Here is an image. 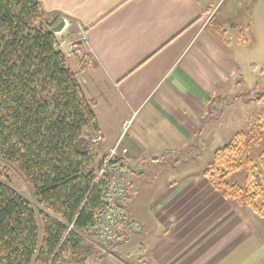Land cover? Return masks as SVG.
Listing matches in <instances>:
<instances>
[{"label":"crops","instance_id":"0c3cea01","mask_svg":"<svg viewBox=\"0 0 264 264\" xmlns=\"http://www.w3.org/2000/svg\"><path fill=\"white\" fill-rule=\"evenodd\" d=\"M41 1L52 27L69 22L62 49L78 41L79 24L87 30L88 43L74 48L91 66L81 70L76 56L69 64L96 101L92 137L104 140L94 165L117 147L132 173L127 205L144 229H124L125 248L156 239L157 264H264V215L229 202L203 175L215 151L264 113V93L241 90L244 63L264 62V0ZM205 151L207 166L176 177L180 156Z\"/></svg>","mask_w":264,"mask_h":264},{"label":"trees","instance_id":"16d2710c","mask_svg":"<svg viewBox=\"0 0 264 264\" xmlns=\"http://www.w3.org/2000/svg\"><path fill=\"white\" fill-rule=\"evenodd\" d=\"M61 42L41 0H0V264H66L93 247L83 228L102 205L92 137L96 101L69 64L76 56L85 70L91 61L74 48L84 42H74L70 56ZM262 119L264 113L217 149L203 171L224 197L260 215ZM11 166L25 177L33 201L10 184ZM239 169L245 182H230Z\"/></svg>","mask_w":264,"mask_h":264},{"label":"rangeland","instance_id":"374dc122","mask_svg":"<svg viewBox=\"0 0 264 264\" xmlns=\"http://www.w3.org/2000/svg\"><path fill=\"white\" fill-rule=\"evenodd\" d=\"M76 36L78 37V32L76 33ZM70 59H73V56H71ZM242 78H243V82H242L243 87L241 88V90H243L242 92L247 93V94L249 93V95L247 97H249V96H258V98L261 97V95L264 93V62H258L256 64L255 63L251 64L250 62L244 63V68L242 69ZM251 98H255V97H251ZM246 107H247V105L245 106L244 109H241V111H240V113H242L243 116H245L248 113V109H246ZM263 107H264V103H263ZM230 113L233 114V110H231ZM252 123H253V121H252ZM251 126H252V124H251ZM250 127L245 129V131L248 130ZM229 138L230 137L228 136L227 141H225V143H227L230 140ZM207 154H208V152L205 151L202 154V157H199L198 159L194 158L195 160L185 159L183 156H180V158H178V160L180 161L179 162V170H178L179 172L176 175V177L178 179L179 178L181 179L184 176H186V174H189V173H184L183 171L184 170H191L193 165H195V167H200L202 165L207 166L208 165L207 160H210L207 158ZM193 170L196 171V170H198V168H194ZM10 175H11V183L10 184L12 185V187H14L16 190H18L23 196H25L29 200L33 201L31 190H30L23 174L17 168L11 166ZM153 176H154V173L149 172L148 174H146L145 177L147 179V178H152ZM135 178H136V175H135ZM245 178H246V171L244 169H239V170L234 171L230 175V182L243 184L245 182ZM214 188L216 189L215 186H214ZM212 197H213V194H212ZM227 200L229 202L233 203L234 205H237V206H246L243 204H239L236 201L234 202V201H231L229 199H227ZM126 206L128 208V211H129L131 218H134L130 212L129 206L127 204H126ZM142 208L143 207H141L139 209H142ZM139 222L141 223L142 228L139 230L131 229L132 232H134V233L140 232L141 233L143 231L144 224H142L141 221H139ZM148 228H149V223H148ZM121 229L124 232H125L124 229H127V233H128V231H130L129 230L130 228H128L127 226H126V228L123 226ZM127 233L124 236L123 242H121L120 244H117L112 250H109L108 253L103 250L102 245H96V244L92 243L93 247L88 248L86 251L82 249L80 252H78L74 256V258H72V260L70 262H68L66 264H157L155 261H153L152 256H151L152 254H150V252H149V250L151 249V246L155 244L156 239H152V241L147 246L148 249L146 250L145 248L144 249L142 247L140 248V245H138V244H141L140 239L134 238L130 241L131 251L129 252L128 248H125V245L127 242V237H128ZM103 254H106V256L103 257L102 256ZM216 256L217 255L212 251L211 255H210L211 260H213Z\"/></svg>","mask_w":264,"mask_h":264},{"label":"built area","instance_id":"2783aa9c","mask_svg":"<svg viewBox=\"0 0 264 264\" xmlns=\"http://www.w3.org/2000/svg\"><path fill=\"white\" fill-rule=\"evenodd\" d=\"M79 40L88 43L87 31L79 25ZM71 55V50L67 51ZM130 122H126L128 127ZM104 137L98 134L95 141H103ZM117 147L112 148L97 169L95 185L102 200V205L93 221L83 228V234L88 241L102 245L103 250H112L124 240L123 226L139 230L141 223L131 218L126 202L132 184L131 171L119 161ZM70 227H73L72 225ZM110 253V252H109Z\"/></svg>","mask_w":264,"mask_h":264},{"label":"water","instance_id":"95a60500","mask_svg":"<svg viewBox=\"0 0 264 264\" xmlns=\"http://www.w3.org/2000/svg\"><path fill=\"white\" fill-rule=\"evenodd\" d=\"M66 27V20L62 19L57 25L52 27V31L59 33Z\"/></svg>","mask_w":264,"mask_h":264}]
</instances>
